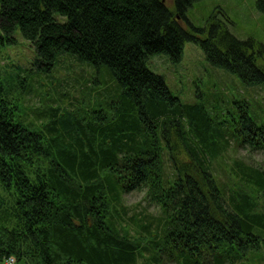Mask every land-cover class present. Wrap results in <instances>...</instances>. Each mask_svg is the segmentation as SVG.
<instances>
[{
	"label": "trees",
	"instance_id": "trees-1",
	"mask_svg": "<svg viewBox=\"0 0 264 264\" xmlns=\"http://www.w3.org/2000/svg\"><path fill=\"white\" fill-rule=\"evenodd\" d=\"M199 1L0 0V48L20 30L36 71L53 75L68 57L93 72L75 104L45 97L30 106L33 78L19 65L5 74L0 63L1 263L255 259L264 247V169L235 160L231 188L217 163L232 144L264 152V113L222 88L185 103L151 68L156 58L179 63L192 42L211 67L264 90V45L235 36L216 15L194 26L187 13ZM137 191L160 214L131 226L122 198Z\"/></svg>",
	"mask_w": 264,
	"mask_h": 264
},
{
	"label": "rangeland",
	"instance_id": "rangeland-1",
	"mask_svg": "<svg viewBox=\"0 0 264 264\" xmlns=\"http://www.w3.org/2000/svg\"><path fill=\"white\" fill-rule=\"evenodd\" d=\"M263 8L264 2L261 0H201L188 10L187 17L194 26L203 27L211 16L216 15L218 19L227 21L229 30L235 36L244 40L251 38L256 44L264 45ZM15 38L17 43L0 48V63L3 73L8 71L7 69L16 73L17 65H19L25 69L24 78L29 81L33 78V82L30 83L33 93L27 102L28 105L36 106L41 98L47 97L58 103L63 100L61 104L69 106V103L75 104L74 99H79L83 90L87 91L92 86L91 68L79 64L74 58L64 57L53 75L36 71L34 69L37 58L35 48L22 37L20 30L15 33ZM262 57L264 58V51ZM153 62L155 67L151 66V68L164 76L173 94L179 96L185 103L200 100L199 93L210 96L212 91L222 88L226 96H230L231 99H236L238 96L247 100L251 99L252 108L264 113L263 88L246 87L235 74L211 67L206 61L202 47L198 44L187 42L182 60L177 64L164 58H156ZM262 63L264 64L263 61ZM224 119L231 120L232 116L228 114ZM235 160H243L247 164L264 169V152L249 151L232 144L229 152L219 161L220 163H217L220 180L231 188L238 185V179L232 171ZM258 199L259 204H264V196L261 195ZM122 201L128 209V220L132 222L131 226H135L144 218H147L146 222L151 221L160 214V208L150 202L146 191L125 194ZM254 258L245 264H264V247ZM0 264L4 263L0 262Z\"/></svg>",
	"mask_w": 264,
	"mask_h": 264
},
{
	"label": "built area",
	"instance_id": "built-area-1",
	"mask_svg": "<svg viewBox=\"0 0 264 264\" xmlns=\"http://www.w3.org/2000/svg\"><path fill=\"white\" fill-rule=\"evenodd\" d=\"M7 263H8V264H15V259H14L13 257H11V258H9V259L7 260Z\"/></svg>",
	"mask_w": 264,
	"mask_h": 264
}]
</instances>
